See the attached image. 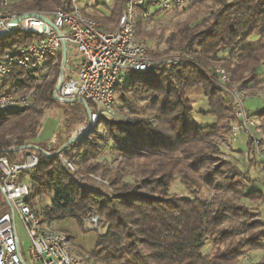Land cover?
<instances>
[{
    "label": "trees",
    "instance_id": "obj_1",
    "mask_svg": "<svg viewBox=\"0 0 264 264\" xmlns=\"http://www.w3.org/2000/svg\"><path fill=\"white\" fill-rule=\"evenodd\" d=\"M70 1L11 0V5L21 12H32L62 8ZM212 1L202 18L192 15L177 24L165 39L166 47L161 52H150L145 40L138 37L152 34L143 30L146 19L142 8L137 9L136 36L147 46L150 56L180 53L189 60L170 68L155 66L145 72H132L128 81L118 87L116 110L142 115L113 123L108 129L114 151L122 157L120 165L126 166L119 165L112 172L109 166H84L86 173L102 169L103 177L112 185V197L74 182L58 158L45 154L46 143L35 142L44 107L61 106L53 94L61 66L50 61L36 71L14 67L8 77L0 78V95L8 90L23 96L29 94V105L0 110V158L21 163L29 152L38 156V167L22 173L21 179L30 178L28 201L42 208L44 222L53 225L73 218L81 225L93 210L104 217L105 232L98 236L95 249L88 252L97 262L236 264L249 245L262 246L264 231H256L261 223L248 221V216L255 212L242 202L261 199L264 215V179L252 172L256 169L254 161L251 160L247 171L231 161L221 162L233 176H222L217 182L214 177L221 173L219 169H208L205 173L202 169L211 167L213 159H220L223 150L217 140L228 134L231 121L235 120L231 99L211 74L212 61L221 62L232 82L240 87L249 89L264 83V0ZM127 2L114 0L113 6L98 8L94 18L103 21L100 22L103 27L117 23ZM38 38L21 31L0 34V59L6 51L32 44ZM191 89L202 90L210 106L208 112L216 116L214 124L199 126L195 122L193 103L187 96ZM137 101L144 104L137 108ZM89 109L90 106L78 101L66 104L67 127L89 119ZM251 114L264 122V110ZM73 147L78 150L70 158L75 156L76 161L86 162L97 159L107 144L102 146L100 141L85 139ZM129 168L138 177L133 184L122 179ZM1 174L0 167V183ZM176 177L191 194L193 189L198 192L201 181L209 188L213 186L217 193L211 200L169 194ZM246 189L249 191L245 192ZM220 191L222 194H218ZM47 193L51 194L49 204L36 201L35 197ZM9 209V202L0 190V217ZM69 237L73 243L74 237L70 234ZM208 245L215 249L210 256L204 254Z\"/></svg>",
    "mask_w": 264,
    "mask_h": 264
},
{
    "label": "built area",
    "instance_id": "obj_2",
    "mask_svg": "<svg viewBox=\"0 0 264 264\" xmlns=\"http://www.w3.org/2000/svg\"><path fill=\"white\" fill-rule=\"evenodd\" d=\"M188 1L128 0L116 29L107 30L93 15L98 8L112 5L114 0H71L62 8L32 12L18 11L12 7L11 0H0V34L21 31L39 36L36 42L3 54L0 78L8 77L14 67L36 71L52 61L61 66L53 93L57 100L71 104L78 101L90 106L88 114L92 124L101 117H115L117 89L128 81L130 73L145 72L155 66L177 65L182 58L181 54L169 59L150 56L147 46L136 36V10L141 7L142 16L147 19L156 11L153 8L177 9ZM26 13L37 15L25 17L14 25V20ZM216 73L220 87L231 97L235 115V123L228 134L218 139L224 150L220 156L223 161L239 166L233 154H240L243 161L239 162L245 164L246 169L253 160L259 171L264 170V122L252 115L246 106L249 89L233 86L230 73L223 67L217 68ZM27 105L28 96H17L12 90L0 95V110ZM55 140L53 138L50 144ZM240 141L249 146L246 153L236 147ZM226 148L232 151L225 152ZM44 152L49 157L55 155L51 149ZM62 153L61 164L68 171L73 163ZM38 165V156L32 152L27 153L21 163L0 158V190L10 206L9 211L0 217V264H84L72 252L69 234L44 222L42 208L28 201L31 186L21 179V174L35 170ZM41 198L35 197L36 201ZM18 220L29 238L25 251ZM99 226L100 218L94 211L82 221V227L87 231L100 230Z\"/></svg>",
    "mask_w": 264,
    "mask_h": 264
},
{
    "label": "rangeland",
    "instance_id": "obj_3",
    "mask_svg": "<svg viewBox=\"0 0 264 264\" xmlns=\"http://www.w3.org/2000/svg\"><path fill=\"white\" fill-rule=\"evenodd\" d=\"M212 0H189L185 5H183L180 8L177 9H169V10H163L161 12H158L157 14H152L150 17H148L144 23L143 30L144 31H149L152 35L148 37H144V35L140 34L138 37L146 43L148 46L150 52L152 50H156L158 52H161L162 50L165 49V39L167 36L176 28L177 24L183 23L184 21H187L192 15L199 16L202 18L205 16V14L209 11V7L213 5ZM110 5L109 7L113 6ZM153 10H157V8H153ZM138 11L136 10L135 16H137ZM108 15V13H107ZM94 16V15H93ZM103 23V21H100ZM118 25V22L114 24H109L105 25L104 27L110 28V30H114ZM180 53H173L168 56L169 58H173V56H177ZM182 58L180 60L179 58V63L180 61H183L185 59L189 60L188 56L181 55ZM153 59H163L165 56H151ZM167 58V57H166ZM192 58V57H190ZM166 60V59H165ZM213 66L211 67V74L215 77V79L218 81L217 84H219V77L216 73V69L219 67H222L221 62H213ZM178 65V64H177ZM177 65H163L162 67L170 68L172 66H177ZM264 71V68L263 70ZM55 74H53L54 76ZM127 77V75H126ZM125 84V83H124ZM231 84L233 86L240 87L239 84L233 83L232 78H231ZM245 88V87H243ZM248 96L246 99V106L248 110L251 113H256L264 110V83L260 86L257 87H248ZM32 91L30 92V94ZM124 92H121L123 94ZM224 93L229 97L230 95L224 91ZM17 96H23L22 94H16ZM29 95V94H28ZM26 95V96H28ZM31 96V95H30ZM121 96V95H120ZM119 96V97H120ZM194 107V120L199 126H206V125H212L216 122V116L213 115L212 113L208 112L210 110L209 103L207 102L206 98L202 94V90L200 89H191L188 92L187 95ZM66 104H71V103H59L58 106L56 107L55 105H52L48 108L44 107V114L41 119V126L40 130L35 138L36 143H46L44 144L47 149H51L54 152L55 158H58L60 160V165L61 160L63 157L60 156V153L63 154V156L70 160L73 163L72 169L68 167V171H66L63 167V169L67 172L69 175L70 179H72L74 182H76L79 185H82L85 188H88L92 192H98L103 194L104 196L107 197H112L114 194L112 185L108 178H104L102 175V169H98V171L95 172H88L86 173L85 167L84 166H109L108 168H111V171H114L117 166L120 165L122 157L119 154V152H115L113 145L111 144V139L109 135V128H111L113 123H118L122 120H127L129 118H137L136 116H142V115H136L135 113H130L128 114L127 111L121 110L118 111L116 110V116L115 117H101L98 119L95 123H91L90 119L87 118V120L72 125L71 127H67V124L64 122V110ZM137 104V105H136ZM135 104V107L140 108L139 106L141 104H144V102L137 101ZM102 121V122H101ZM232 124L235 123V120L233 119ZM220 137V136H219ZM218 137V138H219ZM53 138H56L55 142H51ZM88 139L89 141H100V144L103 146L104 144H107V147L99 154L97 159H92V160H87L86 162H82V160L76 161V157H71V154H75V152L78 150L77 148L75 149L73 146L77 145L79 142L82 140ZM72 140V142L69 143V141ZM215 140V139H214ZM217 140V138H216ZM105 142V143H104ZM110 142V146H108V143ZM218 142V140H217ZM43 145V146H44ZM85 145V144H84ZM82 145V148L85 147ZM69 146V151L64 153V150L67 149ZM236 147L238 148L239 151H242L243 153L247 152V147L245 142H238L236 144ZM89 148V147H88ZM60 149V150H58ZM83 149H81L82 151ZM88 150H93V149H88ZM225 152H231L232 150L230 149H225ZM224 151V150H223ZM52 157V158H53ZM220 159L216 161L213 159L210 165L208 167H204L202 169V172L205 173L207 172L208 169H219L221 173H218L216 177H214L215 182L220 181L222 176L223 177H228L231 178L233 176V172H230L231 170H228L225 166H221V162H224L219 154L218 156ZM5 158V157H4ZM233 158L238 160L239 166H241L243 171H247L246 166L242 165L241 162L243 161L242 156L240 154H233ZM7 159V158H6ZM120 166H126L124 163ZM256 169H252V172H255L258 174V176L262 179H264V170L259 171V166L255 167ZM222 172H225L224 175H222ZM254 174V173H252ZM177 178V177H176ZM123 181L128 182L133 184L135 181H137L138 177L135 175L133 172L132 168H129L124 174H123ZM27 182L30 181V178H26ZM209 188L204 181H201L200 185L198 186V190L195 189L194 192L191 194V192L186 189L183 183L177 178L169 188L168 193L169 194H179V195H188L190 197L196 196L197 198H202V199H208L211 200L217 193L215 190H213V186H210ZM196 188V187H195ZM249 191V189H246L245 192ZM223 191L218 192V194H222ZM256 198V197H255ZM51 201V194L47 193L44 194L41 198V203L43 205L49 204ZM241 202V201H240ZM243 204L245 203L248 205L253 212H255V215H251L250 217L248 216V221L256 222L259 221L261 225L256 227V231L262 232L264 231V221H261V219H264L263 212L261 210V199H254L253 201H249L246 199L242 200ZM96 212V214L100 218V230H84L81 226V229L84 232H90V236L93 238V240L88 241L86 239L85 244H94L95 239L98 238L99 235L103 234L105 232V220L104 217L98 213L96 210H93ZM260 213H259V212ZM258 212V213H257ZM259 223H257L258 225ZM256 225V223H255ZM18 227H19V233L21 240L23 242V251H25L28 246H29V238L27 236V233L25 229L23 228L21 222L18 220ZM59 227V222H55L53 224V228L58 230ZM97 236V237H96ZM262 246H258L256 243L253 245H249L247 247V250L242 256L239 258V260L236 262V264H260L262 261L264 262V237H262ZM72 252L81 258L84 262V264H102L101 262H97L95 258L91 257L89 253H84L82 252L81 246L76 244L75 242L72 243ZM95 249V247H94ZM93 249V250H94ZM206 250L204 251L205 255H212L215 252V249H212L211 245H208ZM92 250V251H93ZM91 252V251H90ZM248 257V259H246Z\"/></svg>",
    "mask_w": 264,
    "mask_h": 264
},
{
    "label": "crops",
    "instance_id": "obj_4",
    "mask_svg": "<svg viewBox=\"0 0 264 264\" xmlns=\"http://www.w3.org/2000/svg\"><path fill=\"white\" fill-rule=\"evenodd\" d=\"M59 222L58 230L66 231L68 234L72 235L74 237V241L76 244L81 246L82 252H90L94 249L96 245L97 238L95 239L94 244H85L86 239L91 242L93 238L89 235L90 232H84L81 229L80 224L73 218H67ZM54 224V223H53ZM97 237V236H96Z\"/></svg>",
    "mask_w": 264,
    "mask_h": 264
},
{
    "label": "water",
    "instance_id": "obj_5",
    "mask_svg": "<svg viewBox=\"0 0 264 264\" xmlns=\"http://www.w3.org/2000/svg\"><path fill=\"white\" fill-rule=\"evenodd\" d=\"M35 15H37V14H34V13H26V14H24V15H22V16H19L18 18H16L15 20H14V25H16L18 22H20L23 18H25V17H29V16H35ZM66 53V48H65V45H64V54ZM72 142V140H70L69 141V143L67 144V145H69L70 143Z\"/></svg>",
    "mask_w": 264,
    "mask_h": 264
}]
</instances>
